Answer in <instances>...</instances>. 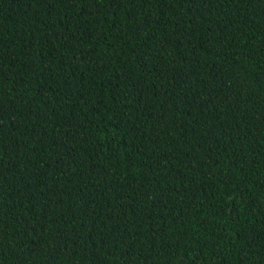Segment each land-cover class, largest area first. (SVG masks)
<instances>
[{
	"label": "trees",
	"instance_id": "1",
	"mask_svg": "<svg viewBox=\"0 0 264 264\" xmlns=\"http://www.w3.org/2000/svg\"><path fill=\"white\" fill-rule=\"evenodd\" d=\"M0 264H264V0H0Z\"/></svg>",
	"mask_w": 264,
	"mask_h": 264
}]
</instances>
